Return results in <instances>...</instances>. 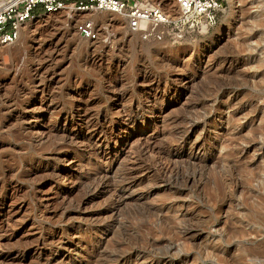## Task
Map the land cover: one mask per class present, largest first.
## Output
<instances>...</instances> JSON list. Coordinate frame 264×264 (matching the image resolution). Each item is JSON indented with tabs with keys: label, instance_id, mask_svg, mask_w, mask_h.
<instances>
[{
	"label": "rangeland",
	"instance_id": "obj_1",
	"mask_svg": "<svg viewBox=\"0 0 264 264\" xmlns=\"http://www.w3.org/2000/svg\"><path fill=\"white\" fill-rule=\"evenodd\" d=\"M0 264H264V0L177 41L64 10L0 45Z\"/></svg>",
	"mask_w": 264,
	"mask_h": 264
},
{
	"label": "built area",
	"instance_id": "obj_2",
	"mask_svg": "<svg viewBox=\"0 0 264 264\" xmlns=\"http://www.w3.org/2000/svg\"><path fill=\"white\" fill-rule=\"evenodd\" d=\"M178 13L170 17L151 0H3L0 3V45L15 44L21 27L43 12L70 11L113 12L127 22L130 33L142 41H174L191 33H206L219 21L224 0H174ZM80 38L98 39L90 22L75 24Z\"/></svg>",
	"mask_w": 264,
	"mask_h": 264
},
{
	"label": "bare ground",
	"instance_id": "obj_3",
	"mask_svg": "<svg viewBox=\"0 0 264 264\" xmlns=\"http://www.w3.org/2000/svg\"><path fill=\"white\" fill-rule=\"evenodd\" d=\"M3 0H0V3L2 2ZM172 2H173V6H171V9H173V12L175 13V15H177V13H178V8H177V5H176V3H175V1L174 0H172ZM64 10H68V9H64ZM64 10H60V11H64ZM87 11H93V10H87ZM74 12H86V11H74ZM96 12V11H95ZM108 13H113V12H108ZM113 14H116V13H113ZM116 15H118V14H116ZM170 16V15H169ZM22 28V27H21ZM93 29V28H92ZM149 41V40H148ZM154 41V40H153ZM162 41V40H161ZM156 42H159V41H156ZM166 169V168H165ZM8 212V211H7ZM3 220V219H2ZM2 223V222H1Z\"/></svg>",
	"mask_w": 264,
	"mask_h": 264
}]
</instances>
